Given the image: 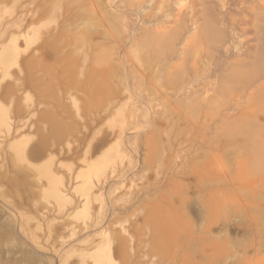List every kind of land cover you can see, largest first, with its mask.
<instances>
[{
	"label": "rangeland",
	"instance_id": "374dc122",
	"mask_svg": "<svg viewBox=\"0 0 264 264\" xmlns=\"http://www.w3.org/2000/svg\"><path fill=\"white\" fill-rule=\"evenodd\" d=\"M0 264H264V0H0Z\"/></svg>",
	"mask_w": 264,
	"mask_h": 264
}]
</instances>
